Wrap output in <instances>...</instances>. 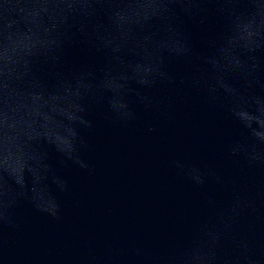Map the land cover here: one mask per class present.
I'll return each mask as SVG.
<instances>
[{
    "label": "water",
    "instance_id": "obj_1",
    "mask_svg": "<svg viewBox=\"0 0 264 264\" xmlns=\"http://www.w3.org/2000/svg\"><path fill=\"white\" fill-rule=\"evenodd\" d=\"M0 264H264V213L117 221L0 211Z\"/></svg>",
    "mask_w": 264,
    "mask_h": 264
}]
</instances>
